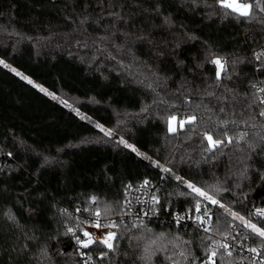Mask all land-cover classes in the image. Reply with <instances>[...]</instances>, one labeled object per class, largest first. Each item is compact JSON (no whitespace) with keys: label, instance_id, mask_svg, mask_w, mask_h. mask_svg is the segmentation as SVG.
<instances>
[{"label":"trees","instance_id":"16d2710c","mask_svg":"<svg viewBox=\"0 0 264 264\" xmlns=\"http://www.w3.org/2000/svg\"><path fill=\"white\" fill-rule=\"evenodd\" d=\"M245 1L247 17L218 0H0V264H82L68 229L97 209L118 233L93 264H198L233 230L222 208L208 233L130 223L131 182L159 181L165 215L201 200L185 181L245 216L264 205V6Z\"/></svg>","mask_w":264,"mask_h":264},{"label":"built area","instance_id":"2783aa9c","mask_svg":"<svg viewBox=\"0 0 264 264\" xmlns=\"http://www.w3.org/2000/svg\"><path fill=\"white\" fill-rule=\"evenodd\" d=\"M263 96H264V92H263ZM162 177H164V174L162 175ZM145 181H147L148 183L145 184L144 183ZM200 201H201L202 207H201V212L199 213L195 211V206L192 208H186V209L167 207L165 208V211L168 214L165 215L164 213H162L163 209L161 208V204H162L161 183L159 181L146 179V180H143L137 183L131 182L128 184L125 190V197H124L125 207H124L122 218L124 220L129 221L130 223L144 224L147 226L164 224L165 222L168 221V222H172L176 226H181V225L194 226L199 231L208 233L214 228L216 212L218 209H220V207L210 204L208 201L203 200V198H201ZM220 202L225 204L221 200ZM205 205L209 209H211L209 216H204L203 214V208ZM257 208L264 209V205H251L250 216H245V215L240 214L239 212L238 213L244 216L246 221H250L251 223L257 224L258 227H261L256 221V219L262 218V217H258L255 215V210ZM146 213L147 215H145ZM197 216H203L204 222L203 223L199 222L196 219ZM178 217H183V219L178 221L177 220ZM96 219L97 218L94 217L93 222ZM113 221L116 223L115 220H102L100 217L101 224L110 223ZM93 222L85 224L83 227V231H88L90 234H92V237L94 239L98 240L104 233H107L109 231L115 232L116 235L118 233V227L97 229L92 226ZM231 227L233 229L232 232L227 234L225 237L223 238L221 237L219 239L220 240L219 243H227L231 246L228 249V251L232 252L231 257L239 258L240 264H264V247L261 246V243L255 240L254 238L255 235L252 234L251 231L247 227H245L243 223L233 218L231 221ZM205 228H208L209 231L205 232L204 231ZM73 230L74 232L70 234L75 243L81 263L82 264H93L94 259H93V256L91 255L92 245L89 248H82L80 245H78L76 242V237H80L82 240H85V241L87 240V237L83 236V231H82V234H78L75 229ZM245 237H247V239H245ZM213 248H215V245L211 246V249ZM250 248H257L259 254L250 252L249 251ZM220 252H223L227 255V252L225 249L223 248L218 249L217 250L218 254L214 258L216 264H218L219 262ZM209 255H210V252L198 264H205V262L208 261ZM89 257L91 259H89Z\"/></svg>","mask_w":264,"mask_h":264},{"label":"snow or ice","instance_id":"6c2138e0","mask_svg":"<svg viewBox=\"0 0 264 264\" xmlns=\"http://www.w3.org/2000/svg\"><path fill=\"white\" fill-rule=\"evenodd\" d=\"M218 2L222 8L229 9L231 12L237 13L239 16L247 17L251 14L250 9L252 8V5L247 3V2H244V0H218ZM226 14H230V13H226ZM212 63L217 65L218 71H217L216 75H217V79H220L221 72L224 69V64L218 58L213 60ZM5 67H8V66L5 65ZM12 70L15 71V69H12ZM17 75H20V73H17ZM22 78L27 79V77H22ZM29 83H32V81L29 80ZM41 91H45V90L41 89ZM259 91L264 92V88L259 89ZM260 102L262 104H264V99H262ZM221 111H223V109H221ZM260 115L264 116V111H261ZM196 119H197L196 116L193 115V116L189 117L187 120H181L179 122V126H180V128H183L186 123H188V124L194 123L196 121ZM173 121H176L175 116L171 117V120H170V124H169V131L170 132L176 131V127H174L172 124ZM222 123H224V122H222ZM97 127H100L101 131H103L105 133V135L111 136V134H112L111 131L104 129L100 125H97ZM246 135H247V133L241 132L239 134L238 138L226 136L225 139H226L227 143L231 144L233 142V139H238V140L242 141L245 139ZM205 138L207 139V141L209 142V145H211V147L213 149L216 147H219L220 145L225 143V140H221V139H215L214 140L213 137L211 135H208V134H205ZM121 143H125L126 147H130V148H132L133 151H136V149L134 147H132L131 145H128L125 141L121 140ZM163 170L165 172L171 171L170 169H167V168H164ZM176 179L182 180L183 178L177 176ZM144 183L147 184L148 182L145 181ZM184 183H186L187 188L190 189L192 193H195L196 196L202 197L203 200L208 201L210 204L224 209L225 212L228 213L233 219L239 220L241 223H243L245 225V227H247L251 231L252 234H254L256 237L260 238L261 246L264 247V227H258L257 224L251 223L250 221H246L244 216L240 215L236 211H233L231 208H229L225 204L221 203L220 200L216 199L214 196L210 195L208 192L202 190L201 188L196 187L194 184L188 183L186 181ZM92 200H93V203L96 202L95 197H93ZM201 207H202L201 201L197 200L195 203V211L197 213L201 212ZM210 212H211V209H209L205 205L203 208L204 216H209ZM91 214L97 218L92 224V226L97 228V229L118 227V225L114 221L110 222V223L101 224L100 223V217L102 216V212L99 209H97L95 212H93ZM145 215H147V213ZM255 215L258 217L264 218V209L257 208L255 210ZM9 219H13V217H9ZM181 219H183V217L177 218L178 221ZM196 219L201 223L204 222L203 216H197ZM148 231H151V229H149ZM204 231L207 232V231H209V229L205 228ZM68 232L73 233L74 230L69 228ZM83 236L87 237L86 241L82 240L80 237H76L77 244L80 245L82 248H89L91 245L99 243V244L105 246L109 251H112L114 249L113 241L116 239V233L113 231H109L107 233H104L98 240L94 239L92 237V234H90L88 231H83ZM163 237H164V234L161 233L159 235L158 239H162ZM245 239H247V237H245ZM151 243L155 244L156 240H152ZM214 243H215V248L211 249L210 255L208 257V261H206L205 264H216L214 258L217 256V254H218L217 250L220 248L225 249L228 256L232 255V252L228 251V249L231 247L229 244L219 243V242H214ZM249 251L256 253V254H259L257 248H250ZM145 253H146L145 258L150 260L151 255H152L150 248H145ZM107 254L108 253L105 252L102 255L106 256ZM181 255H183V253H181ZM89 259H91V258L89 257Z\"/></svg>","mask_w":264,"mask_h":264},{"label":"rangeland","instance_id":"374dc122","mask_svg":"<svg viewBox=\"0 0 264 264\" xmlns=\"http://www.w3.org/2000/svg\"><path fill=\"white\" fill-rule=\"evenodd\" d=\"M244 2H247V3H249V4H251V2H249V1H245L244 0ZM252 5V4H251ZM252 9V8H251ZM251 9H250V11H251ZM5 64V63H4ZM44 90H46L45 88H44ZM46 91H48V90H46ZM48 93L51 95V96H53V97H55V98H57L58 100H60V101H62V102H64V103H66L67 105H69V106H74V104H73V102L70 100V98L67 96V95H65V94H63V93H61V94H58V93H53V92H49L48 91ZM78 111V110H77ZM176 117V116H175ZM170 120H171V118H170ZM170 120H169V124H170ZM181 120H185V119H181V118H178V117H176V121H173L172 122V124H173V126L174 127H176V131L180 128V126H179V122L181 121ZM185 126V125H184ZM104 129H106V128H104ZM106 130H108V129H106ZM110 131V130H109ZM189 183V182H188ZM197 187V186H196ZM199 188H201V187H199ZM202 190H204V191H206L205 189H203V188H201ZM207 192V191H206ZM210 194V193H209ZM210 195H212V194H210ZM212 196H214V195H212ZM215 197V196H214Z\"/></svg>","mask_w":264,"mask_h":264},{"label":"water","instance_id":"95a60500","mask_svg":"<svg viewBox=\"0 0 264 264\" xmlns=\"http://www.w3.org/2000/svg\"><path fill=\"white\" fill-rule=\"evenodd\" d=\"M259 5H260L261 8H263V6H264V0H259Z\"/></svg>","mask_w":264,"mask_h":264}]
</instances>
